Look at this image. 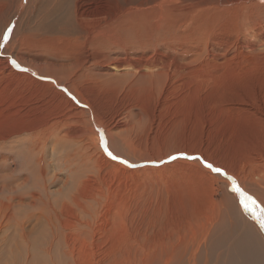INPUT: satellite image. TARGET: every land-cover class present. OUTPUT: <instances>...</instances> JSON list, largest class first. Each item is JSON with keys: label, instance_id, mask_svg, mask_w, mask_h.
I'll use <instances>...</instances> for the list:
<instances>
[{"label": "rangeland", "instance_id": "1", "mask_svg": "<svg viewBox=\"0 0 264 264\" xmlns=\"http://www.w3.org/2000/svg\"><path fill=\"white\" fill-rule=\"evenodd\" d=\"M73 1L64 4L62 14L76 12L78 21L73 22L78 28L72 35L77 40L53 50L48 48L49 44H43L47 39L50 41L48 35L37 33L35 27H38L39 19L29 16L35 12L33 0H0V264H187L195 254L204 251L205 257L208 235L220 223L232 220L241 200L251 206L254 202V207L264 218V98L255 101L240 95L245 88L241 76L246 71L252 74L247 88H260L264 92V0H140L128 6L122 0ZM52 2L47 0L44 5L49 6ZM22 10L27 14L15 20L17 30L9 31L12 18L16 13L20 18L19 11ZM102 19L103 24L112 20V24L117 23L110 38L119 41L122 49L128 48L134 39L141 40L150 44V52L152 46L158 48V53L154 49L153 55L167 50L174 58L173 62L182 64L173 99L178 103L185 97L189 102L188 110L171 114L174 118L171 120L164 117L165 124L160 121L158 124L168 126V131H183L181 134L192 142H188L192 148L200 147V151L193 154L201 155L202 159L185 161L191 168L181 174L187 190L177 196L181 201L178 213V209H172L174 198L171 201L163 199L171 191L178 190L177 184L169 178V172L161 171L165 162L143 163L154 153L164 159L168 157L161 139L149 136L140 144L134 136L131 139L133 145L125 143V147L119 145L115 148L123 157L103 151L100 139V151L110 160L118 159L122 165L114 168L103 165L94 172L84 146L91 143L94 150V143L92 140L82 142L81 138L82 130L91 137L86 130L90 124L85 127L73 125L68 130L70 133L67 132L70 135L59 134L54 129L52 133L55 135L45 139L42 136L45 127H41L43 131L37 136L40 128L35 126L40 122L36 120V113L28 114L33 122H22L28 107L34 110L31 106L35 102L39 100V107L43 108L53 101L51 92L33 84L37 81L35 78L37 82H49L41 76L48 75L49 66L75 65L83 61L100 37L107 38L108 32L100 34L103 30L96 25ZM58 22L60 16L54 20V23ZM109 26L104 28L110 29ZM11 68L17 74L21 72L23 77L13 76ZM229 69L233 76L227 74ZM212 77H216V81ZM110 82L108 86L112 94L104 95L106 101L115 100L113 92L123 84V81L117 83L119 86L112 82L110 85ZM92 86L102 84L90 81L79 84L80 89ZM149 87L147 85L145 92ZM221 88L233 95L227 101L229 107L235 111L247 108L254 115L230 112L223 99L207 98L210 91L215 89L218 93ZM61 90L69 97L66 89L61 87ZM196 105H199V114L193 117L194 110L191 112V109ZM134 106L137 111L133 118L124 120L126 116L122 117V125H139L141 111L136 104ZM39 107L37 118L40 119ZM50 111L47 106V113L43 115L47 117ZM184 112L189 114H185L187 120L183 121ZM48 119L50 116L45 124ZM41 125L44 122L38 127ZM32 127H35L33 131ZM237 158L241 160L240 165ZM181 163L178 162V167ZM220 163L236 179L238 187L226 176V171L220 169ZM148 166L159 169L160 173H149V168H145ZM127 168L135 170L132 176ZM178 172L170 168L171 174ZM84 176L88 179H83ZM84 184L91 191L77 189ZM202 192L219 206L215 209L205 206L198 196ZM244 194L252 198L248 200ZM127 207H130V214L124 219L121 214ZM251 210L255 213L253 208ZM137 214L139 216H135ZM240 214L244 216L242 211ZM78 215H82L78 217L80 221H76ZM132 220L134 225L131 226ZM177 221L182 224H178L181 228L175 225ZM75 222L82 231L80 234H77V228L73 233L68 231L69 225L72 227ZM122 223L128 231L135 233L133 242L130 241L126 248L121 243L125 227ZM249 225L260 237L264 251V230L252 217ZM138 233H142L141 237L137 236ZM223 248L221 245L215 256L222 253Z\"/></svg>", "mask_w": 264, "mask_h": 264}, {"label": "bare ground", "instance_id": "2", "mask_svg": "<svg viewBox=\"0 0 264 264\" xmlns=\"http://www.w3.org/2000/svg\"><path fill=\"white\" fill-rule=\"evenodd\" d=\"M46 1L47 0H33L32 4H34L33 6H34L35 12L31 13L29 16H31V17L34 16V17H37L39 19V25H37L38 27H35L37 30V33L48 35V38H50V41H48V39H47L43 42V44L44 45L49 44L50 45V46H48L49 49L56 50V49H60L61 46L64 44H68L72 41L77 40V38L72 35L78 28L75 25V23L73 22V21H76V22L78 21V16H77L76 12H74L73 15H63L62 14L64 4L67 2L73 3L75 1H73V0H57L55 2V4L53 5V3L55 1V0H53V2L49 6H45L44 4L46 3ZM139 1L140 0H122V3L125 4L126 6H128L133 2H139ZM32 4H30L29 6H31ZM26 6H28V5H26ZM76 8H77V4H75V9ZM29 9H30V7L27 9V11ZM25 14H27V12L25 13L24 10L19 11L20 18H17L18 15L16 13V15L11 20V25H10L9 30H17L18 25H16L15 20L16 19L20 20L21 16H25ZM59 16H60V22L54 23V20ZM112 21L110 23L107 22V24H103V19H102L96 23V25H100L101 30H103V31H100V34L108 32V34L106 35L107 38H101L100 37L98 39V41L96 42V44L93 45L89 49V51H87V53H86L87 55L83 59V61H81V62L78 61L75 65L63 64L60 66H56V65L49 66L48 68L51 71L47 72L48 75H42L40 72L41 76L43 78H46L47 80H49V82L44 83L43 80L42 81L40 80L39 82H37L38 79L35 78V80H37L36 81L37 83L34 82L33 84L35 86H37V85L42 86L46 91H49L53 94L52 97L50 98L51 100H53L52 103H49V104L47 103V106L51 109L50 115H48V116H50V119H48L47 120L48 122H46V124H45V121L48 118V116L47 117L44 116L47 113V106H43V108H40L39 106H40L41 102L38 100V102H35V104H33V105L31 104L32 106L30 105L31 107L34 106L33 107L34 110H32V109H30V107H28V110L26 111L27 113L24 116L25 119L22 122L23 123L24 122L27 123L28 121L33 122L32 118L28 117V114H29V112H31L30 114L36 113V120H38L40 123L44 122V125H41L40 127H38V125L40 123L35 126L38 129L40 128V130H38L37 136H39V134L43 131L41 129V127H43V129L45 127V129H44L45 133L42 134V136L44 138L54 136L55 133H52V131L54 129H56L57 133H59V134L65 133L67 135H70V134H68V133H70V132H68V130L70 129V127H73V125L80 124V126L82 125V127H85L86 124H90L91 127H86V130L90 134L91 137H89L86 134L85 130H82L81 131V134H82L81 138H82V142H85L86 140L87 141L92 140V142L94 143V150L92 148L91 143H85V145H84L87 149V152H89L87 159L90 161V166L92 167V170L94 172L97 170H100L103 165H106L109 168H114L116 166L122 165V164L118 163V159H116L117 161H113V160L108 159L107 158L108 156L106 157L104 155L103 151H105L107 153H109L111 151V153L112 152L114 153V154L112 153L113 155H116L117 157H119V156L123 157V154H121L122 152H120V151L116 152L115 148L119 145L121 148H122V146L125 147V143L129 144L130 146L133 145L134 143L131 142L132 141L131 139L134 136L137 137V139H138L137 142H139V140H140V142H139L140 144L145 139H147L149 136H155V137L161 139L163 142V146L165 145L164 148L166 149L168 157H166L164 159L160 155H155V153H154V155H149V157H147V160L145 159L143 161V163L144 162L161 163V161L165 162L164 165L161 167V169H162L161 171H166V172L168 171L169 172V174H170L169 178L171 180L173 179L172 182L177 184L178 190L175 189L174 191H171L170 193H168L169 196H165V197H163V199L167 200V201H171L174 198V202H173L174 208H172V209H178V211H177V213H178V212H180V209H181V201L178 200L177 196L179 193H181V192L185 193L187 190L184 187L183 180L181 178V174L185 171H188L191 168L190 165L186 162H192L196 159H200V160L202 159L201 155L193 154L196 151H200V147L195 148V146H194V148H192L193 145L188 144L189 139L187 140L186 138H184L185 136L183 134H181L183 131L181 132V130H177V129L174 131H168V128H167L168 126L162 127L160 125V123L158 124L159 121L163 122V124H165L164 117L167 119H170V120L174 119V118H171L172 117L171 114H177V115L182 114L183 111L185 109H187V107H188L189 102L186 100L185 97H182L178 103L174 102V99H173L174 93L176 91L175 83L178 80L179 71L182 70L181 69L182 64H178L176 62H173L174 58L172 57V55L167 50H165L161 54L157 55L158 57L153 55V51L155 52V50H156V53H158V51H157L158 48L156 49V47L152 46V51L150 52L148 50L150 44L145 43V41L140 42L141 40L139 41L138 39H137L138 42L135 41L136 39H134V43H132V42H131V44L129 43L128 48L122 49L121 44L118 43L119 41L114 42L113 39L110 38L113 29H115L116 25H117V23L112 24ZM108 24L110 25L109 28L110 27L111 28L110 29L104 28V26L108 25ZM96 25H94V26H96ZM94 26L91 28V30L94 28ZM79 28H83V27H79ZM250 46H253V45H250ZM256 46L260 47V44L259 45L257 44ZM126 47H127V44H126ZM138 52L141 53L142 55L140 56ZM151 54H152V57H150ZM11 65L13 66V64H11ZM12 69L13 68H11V71H13ZM15 72H16V70L13 71V76L16 75L15 77H17V78L23 77V74L21 72H19L21 74H19V73L17 74ZM227 74L230 76H233L231 69H229L227 71ZM251 75L252 74L248 71H246L242 74L241 79L245 84V88L243 91L240 92V95H242L243 97H245L248 100H251V99L255 100V101L260 100V99L264 98V92H262V90L260 88H252L251 90H249L246 86L249 83V80H250L249 77ZM43 78H41V79H43ZM105 79H107V80H105ZM212 79L214 81H216V77H214V78L212 77ZM30 81L33 82L32 80H30ZM82 81L98 82V84L101 83L102 86H100V87L92 86V87H87L85 89H80L79 84ZM110 81L112 83H115L114 85H117V86L120 85V84L119 85L117 84L120 81L121 82L123 81L122 82L123 84L121 83L122 85L119 87V89L121 91H119V89H118V91L113 92L116 95V99L112 100V101L111 100L106 101L104 95L110 93L111 88L108 86ZM111 82H110V85H111ZM67 83L69 84V87L67 86ZM11 84H13V81ZM132 85H134V86H132ZM147 85H149L151 87H149V90L147 92H145ZM47 86L49 87V90L47 89ZM61 87H63L64 89L67 90L66 93L69 95V97L62 92ZM111 87H113V85ZM113 88H115V87H113ZM158 89H159V92H158ZM215 89L210 91L211 94L207 98L223 99L224 104L226 105V107L228 108V111H230V112H238L240 114H246V115H252V116L254 115V114H251L247 108H242V109L235 111L234 109L229 107L227 104V101L229 99H231L233 95L224 88H221L218 93L215 92ZM250 92H252V95L250 94ZM138 93H141L143 95H138ZM111 94L112 93H110V95ZM57 97H60V98H57ZM30 99H32V97ZM109 99H110V97H109ZM102 100H105V101H102ZM129 100L130 101L132 100V102H130ZM43 101H44V99H43ZM45 102H46V100H45ZM134 104H136L141 111L142 117L139 120V125L134 126L133 124H130V123L126 124L125 123L126 121L124 122L125 124L122 125L120 122V119L122 117L126 116L125 119L123 118L124 120H126L127 118L128 119L133 118L135 112L137 111V108L134 106ZM38 107L41 109V110H39V113L41 114V117H42L40 119H39V116L37 118V115H38L37 108ZM187 110H185V111H187ZM193 110H194V112L192 113L191 116L195 117L197 114H199L197 112L199 110V105L194 106V108L191 109V112ZM60 111L65 112L67 115H61L59 113ZM188 112H186V113H188ZM56 113H57V116H53V114H56ZM110 113H111V116H110ZM186 113L184 112L183 117L185 116ZM119 116H120V118H119ZM161 118H163V121H161ZM123 119H121V120L123 121ZM184 119H185V117L182 120L184 121ZM145 120H146V122H144ZM185 120H187V119H185ZM171 123H173V122H171ZM174 124L176 125V123H174ZM158 125H160V126H158ZM181 125L183 126V124H181ZM34 128L32 127L31 130L32 129L34 130ZM172 128L175 129V127H172ZM196 128H198V127H196ZM159 132L162 133V135ZM34 133H36V132H34ZM195 136H196V134H195ZM195 136H194V138H195ZM100 139H101V148L103 151H100V145H99ZM39 140H42V138H39ZM195 141L196 140H194V143H195ZM196 143H197V141H196ZM37 148H39V147H37ZM26 157H28V156H26ZM148 158H150V159L152 158V160H148ZM179 161L180 162L182 161L180 167H178ZM237 161H238V164L240 165L241 160L239 158H237ZM26 163L28 164V162H26ZM167 163L171 164V165H168ZM36 164H37V162H36ZM86 167H88V166H86ZM219 167H220V169L226 171L223 163H220ZM145 168H149L148 172L151 174L153 172L160 173V171H158L159 169H154L153 167H150V166L145 167ZM170 168L178 170L179 171L178 174H171ZM128 171H129L131 176L135 172V170H129V169H128ZM148 172H145L144 174H148ZM88 174H89V171H88ZM226 176L228 178H231V180L235 183V185L237 187L239 186L236 179L231 177L229 175L228 171H226ZM87 177H88V175H87ZM85 178H86V176H84L83 179H85ZM83 179L81 177V180H83ZM86 179H88V178H86ZM147 181H148V179H147ZM2 185H1V187H2ZM84 185H79L77 187V189L83 188V189L90 190V188L88 187L87 184L85 186ZM162 187H164V186H162ZM239 189H241V188L239 187ZM43 190H45V189H43ZM75 192H77V191H75ZM45 193H46V190H45ZM81 193H83V192L81 191ZM81 193H79V194H81ZM32 194L36 195L34 193H32ZM76 194H74V195H76ZM69 195L71 196V194H69ZM95 195H96V193H95ZM98 195H99V191H98ZM24 196H26V195H24ZM27 196H29V195H27ZM198 196L204 201L205 206H207V205L210 206L209 208L212 207V209H215L217 206H219L214 200H212V198H210L211 201H209L210 199L208 200V198H206V194L203 192L201 193V195H198ZM244 196L248 200H250L252 198L249 194H244ZM210 197H212V196H210ZM19 198H22V196H20ZM29 198H30V196H29ZM92 198L95 199L94 196H92ZM81 199L84 200V198H81ZM149 199H152V198H149ZM79 200H80V197H79ZM150 201H152V200H150ZM237 201H239L238 198H237ZM75 202H78V201H75ZM67 204L68 203H66V205ZM253 204L255 206L254 202H253ZM66 205H64V207ZM254 206H251L244 199L241 200L239 210L236 211L235 216L232 218V220L229 223H224V222L220 223L208 235L207 246L205 248V250H206L205 257H204L205 260L203 258V254H204V251H203L202 253L193 255L187 264H264V259H263L264 258V251H263L262 245L260 244V237L258 236L257 232H255L249 225V219H250V217H252V219L257 223V226L261 230L262 229L264 230V218L262 217L261 213L256 210V208ZM61 207H62V205H61ZM78 207H81V206L78 205ZM129 208L130 207H127L122 211L123 214H121V215L124 217V219H128L127 216L130 214ZM131 208L133 210V207H131ZM252 208H253L255 213L252 212V210H251ZM31 209H29V210H31ZM138 211H140V210L138 209ZM138 211H137V213H138ZM240 211H242L244 213L243 217L240 214ZM11 213H12V211H11ZM140 214H143V213L140 212ZM231 214L233 215L234 213L232 212ZM79 216H82V215H78L76 221H80V219L78 218ZM135 216H139V215L137 214ZM135 216H133V217L135 218ZM176 216H178V215H176ZM198 219H201V218H198ZM2 221H3V219H2ZM10 221H11V219H10ZM15 221H16V219H15ZM133 222H134V220L131 221V223H130L131 226L134 225ZM123 223H124V221H123ZM123 223H122V225H124L125 227H123L124 231L121 233V243H123L122 246L125 247V246L129 245L130 241L133 242L135 233H133L132 231H128V229H126V225ZM8 224H10V223H8ZM178 224L180 226H182V224L179 223V221H177V223L175 224L179 228H181ZM69 226H70V228H68ZM69 226L67 227L69 230L68 229L67 230L73 233L76 230L78 225L75 222V224L72 225V227H71V225H69ZM257 226H256L257 230L260 231ZM77 230H79V229L77 228ZM80 230L77 231V234H80V232H82ZM141 234L142 233H138L137 236L141 237ZM213 235H214V237H213ZM169 236H171V235L169 234ZM221 243H224V244H221ZM117 245H118V243H117ZM141 245L139 247H141ZM221 245L224 247L222 253H219V254H217V256H215L216 251L219 250V247L221 248ZM111 246H112V244H111ZM136 247L137 246H135L133 248H136ZM228 250H229V252H228Z\"/></svg>", "mask_w": 264, "mask_h": 264}, {"label": "snow or ice", "instance_id": "3", "mask_svg": "<svg viewBox=\"0 0 264 264\" xmlns=\"http://www.w3.org/2000/svg\"><path fill=\"white\" fill-rule=\"evenodd\" d=\"M9 31H11V30H9ZM208 167H211V165H208ZM215 171L219 172L220 170L219 169H215Z\"/></svg>", "mask_w": 264, "mask_h": 264}]
</instances>
